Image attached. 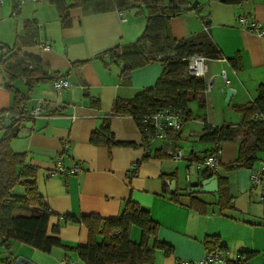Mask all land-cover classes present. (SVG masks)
<instances>
[{
    "label": "crops",
    "instance_id": "0c3cea01",
    "mask_svg": "<svg viewBox=\"0 0 264 264\" xmlns=\"http://www.w3.org/2000/svg\"><path fill=\"white\" fill-rule=\"evenodd\" d=\"M197 1L201 10L197 12L193 8L173 17L170 29L172 36L180 40L206 27L221 53L220 58L205 61L204 79L209 87L205 92V107H199L197 101L189 102L190 119L181 125L177 137L174 139L172 133L148 144L143 143L133 117L111 116L114 139L128 145L109 148L91 144L90 133L100 126L115 98H130L143 88L153 86L163 69L158 62L150 63L133 70L129 82L123 84L119 77L120 65L105 66L96 57L109 48L134 41L141 34L145 24L142 9L120 10L113 0H82L79 7L70 11L71 26L63 28L55 7L47 0H24L23 3L1 0L0 50L13 46L25 19H34L38 25L37 44L22 47V55L40 59L48 74L67 73L64 79L68 87L61 91L50 80L35 82L29 90L24 77L12 82L28 99L19 130L9 142L10 149L25 153L26 162L35 168L37 190L52 213L47 233L53 234L52 229L58 227L63 245L74 248L87 240L86 228L64 223L63 216L93 213L104 218L115 217L123 202L130 198L146 208L157 223V239L173 247L169 256L156 249L153 260L146 264H179L181 259L196 263L193 261L205 256L203 240L207 236L219 238L227 259H235L240 252H253L248 264H264V196L261 188L250 181L252 170L262 162H255L251 168L229 167L236 159L240 133L233 140L222 142L218 155V172L226 178L225 186L233 197L235 210L228 213L233 217L212 211L214 205L204 215L183 203L173 202L164 183L174 180L175 191L186 202L183 195L203 179L201 163L213 146L199 141L204 124L212 127L238 124L241 114L235 106L252 101L257 86L264 83V36L247 30L237 20L239 16H246L264 25V0H243L237 5ZM13 3L18 4V9L12 14ZM44 43L47 49H42ZM233 57L238 59L237 68L229 61ZM79 60L88 61L71 68L72 62ZM221 71L229 80L227 85ZM227 89H231V95L226 98ZM38 102L42 103L41 113L29 116ZM12 104L13 93L5 85L0 65V126L9 124L8 110ZM178 148L183 156L176 160L170 153ZM57 161L66 168L77 166L79 170L54 174ZM132 163H136L134 169ZM197 195L209 203L217 198L214 193ZM135 228L130 229V238L136 242L140 232ZM9 251L15 259L21 256L35 264H62L63 261L86 264L74 251L61 246L42 252L14 241ZM6 255L7 250L0 246V259Z\"/></svg>",
    "mask_w": 264,
    "mask_h": 264
},
{
    "label": "trees",
    "instance_id": "16d2710c",
    "mask_svg": "<svg viewBox=\"0 0 264 264\" xmlns=\"http://www.w3.org/2000/svg\"><path fill=\"white\" fill-rule=\"evenodd\" d=\"M47 1L55 7L63 28L71 26L70 11L79 7L82 2V0ZM208 1L224 5H237L243 2V0ZM113 2L120 10L129 7L142 9L145 18L144 28L134 41L109 48L96 57L105 66L119 64V77L123 84L129 82L133 70L150 63L158 62L163 69L153 86L143 88L130 98H115L100 126L90 133L89 142L109 148L128 145L114 139L109 122L111 116L128 115L134 118L143 143L148 144L154 136V130L151 125L143 122L145 117L158 110L169 109L179 115L182 125L190 119L187 109L189 102L197 101L201 108L206 105L207 83L204 77L189 73L187 67L189 57L199 54L205 60L217 59L221 57V53L207 30L180 40L172 36L170 20L193 9L187 0H113ZM17 5L13 3L12 14L17 12ZM37 37L36 20L25 19L22 31L15 36L13 46H4L0 50V65L5 75V85L13 93V104L8 110L10 122L0 126V246L7 250V255L0 259V264H14L15 258L9 251L10 244L14 241L42 252H49L52 248L61 246L67 251H74L86 264H146L153 260L156 249L162 250L165 256L171 255L173 247L157 239L158 225L150 218L148 210L130 198L123 202L115 217L104 218L93 213L63 216L64 223H75L86 228L87 240L84 244L74 248L63 245L58 237V227L52 229L53 234L47 233V223L52 213L37 190L35 168L26 162L25 153L13 152L9 146L13 138L12 127L21 122L28 99L26 94L20 93L12 86V82L18 77H24L29 90L35 82L54 81L64 78L67 74L57 72L48 74L40 59L22 55L21 48L37 44ZM87 61H74L71 68L82 66ZM229 61L233 67H238L236 57L229 58ZM96 103L97 100L95 105ZM235 109L241 114L238 124L212 127L205 123L199 141L212 143L209 154H214L222 142L231 141L240 133L236 159L229 167L251 168L257 161L264 162V83L257 86L256 96L252 101L237 105ZM176 132L172 134L174 139L177 137ZM145 157L143 156V159ZM212 175H216L218 179V191L214 193L217 198L214 202H206L197 194L183 195L186 202H182L181 195L176 191L168 194L169 199L183 203L189 209L204 215L209 212V206L214 205L212 211L233 217L228 214L235 208L233 197L225 186L226 178L218 171L203 170L204 178ZM16 187H21L17 193L14 192ZM163 188L164 192H167L166 187ZM132 227L138 228L140 232V238L136 242L130 238ZM203 247L206 253L215 248L225 250L217 236L205 237ZM239 254L244 258L228 259L224 264H248L254 256L253 252Z\"/></svg>",
    "mask_w": 264,
    "mask_h": 264
},
{
    "label": "built area",
    "instance_id": "2783aa9c",
    "mask_svg": "<svg viewBox=\"0 0 264 264\" xmlns=\"http://www.w3.org/2000/svg\"><path fill=\"white\" fill-rule=\"evenodd\" d=\"M1 2V0H0ZM239 24L246 28L247 30L255 33L258 36H264V25L260 22L246 17V16H239L237 18ZM206 30V27L204 28ZM42 49H47L48 45L46 43L42 44ZM205 58L199 54H195L190 56L187 62V67L189 73L195 76H202L206 72V64ZM221 76L224 80V83L227 85L229 80L226 78L225 72L221 71ZM54 88L58 91L66 89L68 87V82L64 78H58L52 81ZM209 90V87H206V91ZM41 104L38 102L29 112V116L35 117L41 113ZM179 115L169 109H161L158 110L147 117L144 118L143 122L151 125L154 130V136L151 137V141L155 139H165L169 134L175 133L181 127V123L179 120ZM174 159H181L183 156L181 149H176L173 153H171ZM218 155L219 150L214 154L207 155L202 160V167L203 169H208L213 172L218 171ZM136 163H132L131 168L134 169ZM79 168L77 166H72L66 168L61 161H57L55 164L54 174L56 173H73L77 172ZM251 184L254 186H259L261 188V195L264 196V162L261 163V166L257 169H253L250 175ZM236 258L243 259L244 256L238 254ZM235 258V259H236ZM228 260L223 253L218 248H215L210 253H206L205 256L196 263H191L188 261H181L179 264H224ZM62 264H73L71 261H63Z\"/></svg>",
    "mask_w": 264,
    "mask_h": 264
},
{
    "label": "water",
    "instance_id": "95a60500",
    "mask_svg": "<svg viewBox=\"0 0 264 264\" xmlns=\"http://www.w3.org/2000/svg\"><path fill=\"white\" fill-rule=\"evenodd\" d=\"M192 8L196 9L199 12L201 9L198 6V1L194 0L191 3ZM0 48L2 45L0 44ZM226 98L231 95V89H227L225 92ZM19 130V124H15L12 127V135L13 137L16 136ZM203 177V176H202ZM164 183L168 186L169 193L173 194L175 191V181L174 180H165ZM218 191V179L216 175H212L209 178H204L199 181L197 184H194L191 189L187 191L188 194H205V193H216ZM14 264H35L32 261L24 258V257H17L14 261Z\"/></svg>",
    "mask_w": 264,
    "mask_h": 264
},
{
    "label": "rangeland",
    "instance_id": "374dc122",
    "mask_svg": "<svg viewBox=\"0 0 264 264\" xmlns=\"http://www.w3.org/2000/svg\"><path fill=\"white\" fill-rule=\"evenodd\" d=\"M19 2L20 3H23L24 2V0H19ZM182 145H183V147L184 146H186V144H185V142L182 140ZM21 190V187H16L15 189H14V192L15 193H17L18 191H20ZM136 229V231H137V228H135ZM181 260H183V261H185V259H181ZM189 262V261H188ZM193 262H197V260H194Z\"/></svg>",
    "mask_w": 264,
    "mask_h": 264
}]
</instances>
